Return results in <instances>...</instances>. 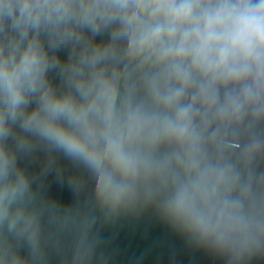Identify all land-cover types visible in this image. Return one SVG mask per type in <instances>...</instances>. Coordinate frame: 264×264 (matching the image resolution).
I'll use <instances>...</instances> for the list:
<instances>
[{
	"label": "clouds",
	"instance_id": "9594fccd",
	"mask_svg": "<svg viewBox=\"0 0 264 264\" xmlns=\"http://www.w3.org/2000/svg\"><path fill=\"white\" fill-rule=\"evenodd\" d=\"M148 208L264 256V0H0V264H108L98 223Z\"/></svg>",
	"mask_w": 264,
	"mask_h": 264
},
{
	"label": "water",
	"instance_id": "95a60500",
	"mask_svg": "<svg viewBox=\"0 0 264 264\" xmlns=\"http://www.w3.org/2000/svg\"><path fill=\"white\" fill-rule=\"evenodd\" d=\"M44 158L45 153L41 150L34 158H21V163L31 171H38ZM58 159L67 170L74 167L62 154L58 155ZM47 192L62 204L75 199L71 189L58 183L54 175H49L47 179ZM97 230L103 241L97 255L102 252L107 256L108 264H225L222 257L191 245L153 208L145 209L139 216H121L114 223H98ZM50 264H61L54 252ZM247 264H264V256L253 257Z\"/></svg>",
	"mask_w": 264,
	"mask_h": 264
}]
</instances>
